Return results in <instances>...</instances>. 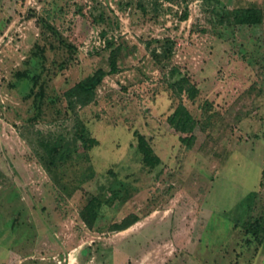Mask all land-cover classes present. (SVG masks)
<instances>
[{"label": "rangeland", "instance_id": "obj_1", "mask_svg": "<svg viewBox=\"0 0 264 264\" xmlns=\"http://www.w3.org/2000/svg\"><path fill=\"white\" fill-rule=\"evenodd\" d=\"M249 6L263 22L237 25ZM116 46L119 72L70 103ZM180 102L191 148L169 121ZM57 138L81 156L50 170L42 141ZM0 264H264V0H0Z\"/></svg>", "mask_w": 264, "mask_h": 264}, {"label": "trees", "instance_id": "obj_2", "mask_svg": "<svg viewBox=\"0 0 264 264\" xmlns=\"http://www.w3.org/2000/svg\"><path fill=\"white\" fill-rule=\"evenodd\" d=\"M233 19L237 25L254 26L259 25L263 22V12L257 6H249L234 9ZM111 47V43L108 44ZM121 48L116 46L111 50L108 58L109 70L104 68H98L93 74L87 76L85 79L78 82L75 86L66 92V96L70 103L78 104L82 107L88 106L95 101L96 88L103 83L104 79L108 75H113L119 72L118 56L120 55ZM175 71V70H174ZM25 75V74H23ZM37 81V79H36ZM176 86L177 93L186 94L189 99L194 100L199 90L193 84L188 76H182L174 84ZM174 131L179 135V138L183 144L191 148L195 145L197 140V132L200 131V126L193 114L188 110L184 103L180 102L175 108L174 112L169 117ZM138 137L137 148L143 155V160L146 164L154 167L159 163V158L153 154L152 149L149 147L146 138L135 132ZM76 139L81 142V149L83 150V157L89 160L87 155L93 147L97 145L95 138L91 136V133L83 123H80L76 132ZM44 150L47 156V168L50 170L55 168L65 167L67 163L72 160L80 151L76 146H66L60 139H51L42 141ZM85 178L81 179L79 183L83 184L86 180L91 179L94 176V172L89 169ZM102 200L100 198H93L83 208L80 213L81 219L89 226L95 224L99 216V210L102 206ZM136 220H130L129 218L124 219L122 222L113 226L114 230H125L133 225ZM255 230H258L256 227Z\"/></svg>", "mask_w": 264, "mask_h": 264}]
</instances>
